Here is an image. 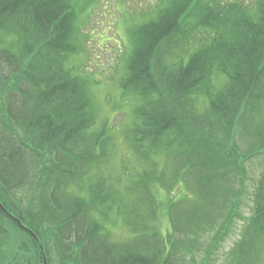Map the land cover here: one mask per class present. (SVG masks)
I'll use <instances>...</instances> for the list:
<instances>
[{"label": "trees", "instance_id": "1", "mask_svg": "<svg viewBox=\"0 0 264 264\" xmlns=\"http://www.w3.org/2000/svg\"><path fill=\"white\" fill-rule=\"evenodd\" d=\"M78 13L72 0H0V264H188L199 242V264H212L237 216L224 263L264 264V171L249 202L222 185L224 132L262 135L264 154V0H167L131 28L113 109L130 106L122 138L137 163L108 175L116 137L96 126L71 62L86 44ZM252 152L236 165L240 193ZM22 188L36 203L19 200Z\"/></svg>", "mask_w": 264, "mask_h": 264}, {"label": "rangeland", "instance_id": "2", "mask_svg": "<svg viewBox=\"0 0 264 264\" xmlns=\"http://www.w3.org/2000/svg\"><path fill=\"white\" fill-rule=\"evenodd\" d=\"M79 7L78 16L87 19L88 25L84 27L87 35L85 37V48H83L79 54L71 59L81 72L86 73L89 86L91 87L92 101L94 108V116L97 118V125L102 124L109 125L108 132L114 133L115 143L111 151L109 162L105 171L108 174H113L118 171L124 161H133L137 163V158L127 145L126 140L122 138V133L126 128L129 120L128 104L124 103L122 110H114L113 105L116 100H119L120 89L118 87V81L122 73V66L125 62L129 51L131 50V28L137 23L143 22L148 18V15L154 14L156 9L167 4V0H92L87 3L88 0H72ZM254 1V0H251ZM91 15V17H88ZM82 21H80L81 23ZM194 41V40H192ZM191 41V42H192ZM187 46V45H186ZM9 73L5 70V75ZM4 74H0L5 79ZM0 78V98L3 96L7 84L4 79ZM93 91V92H92ZM0 126H3L0 123ZM95 126V127H96ZM6 128H9L6 126ZM10 129V128H9ZM21 132V129H18ZM226 147L228 148L229 158L227 156L226 166L229 174L222 180L223 186L225 185L228 190L227 198L230 201H234L235 197L240 195L242 203L244 201L249 202L252 200V194L249 195L251 190L255 188L256 180L259 175L264 171V154L256 155V143L257 137L262 135L251 134L248 131L240 128L239 125H235L232 128V132L228 134L224 132ZM126 144H124L123 142ZM220 143V141H218ZM224 145V144H223ZM252 149L253 152L251 151ZM230 150H233V154ZM254 153L246 158H243L244 164V176L247 175L244 183V193H240V177L241 171L236 167L240 161L241 156H247L251 152ZM227 152V151H226ZM225 153V147L222 150ZM237 154V155H236ZM237 157V158H236ZM236 158V159H235ZM226 172V171H225ZM226 174H224L225 176ZM257 178V179H256ZM180 189V186L178 190ZM19 200L24 204L31 203L32 191L30 189L18 190ZM159 198L163 203L167 200V194L165 191H159ZM36 203L35 198L34 201ZM241 203V204H242ZM240 204V208H241ZM245 204L242 205V208ZM231 204H227L226 208L229 209ZM244 212L247 213L248 206H246ZM234 216V215H233ZM43 217V216H42ZM238 216L235 217L234 230L223 240V248L220 247L219 252L212 258V264H225V255L239 239L243 224L241 220H238ZM225 219L226 218H219ZM231 219L227 218V222ZM224 221H221L222 224ZM161 223L163 229L168 227L169 219L167 215L163 214L161 217ZM226 224V223H224ZM223 224V225H224ZM125 233L126 226L123 221H117L113 229ZM223 229L221 228V231ZM200 248L195 253V258L192 259L190 255H186L188 258V264H199L202 261L204 255V244L201 247V243H198ZM197 245V246H199ZM52 255L55 257L58 255V246L52 245ZM53 264H57L55 261Z\"/></svg>", "mask_w": 264, "mask_h": 264}, {"label": "bare ground", "instance_id": "3", "mask_svg": "<svg viewBox=\"0 0 264 264\" xmlns=\"http://www.w3.org/2000/svg\"><path fill=\"white\" fill-rule=\"evenodd\" d=\"M1 202V201H0ZM2 203V202H1ZM4 206V205H3ZM4 209H6L5 207H3ZM11 215H13V218L20 224V225H22L23 227H25L26 229H28L30 232H32L33 233V235L36 237V238H38V236H37V234L36 233H34V230L33 229H31V228H29V227H27L24 223H23V221H22V219L20 218V217H18L17 215H15V214H13V213H10ZM44 264H45V262H44Z\"/></svg>", "mask_w": 264, "mask_h": 264}, {"label": "water", "instance_id": "4", "mask_svg": "<svg viewBox=\"0 0 264 264\" xmlns=\"http://www.w3.org/2000/svg\"><path fill=\"white\" fill-rule=\"evenodd\" d=\"M0 205H1L2 207H4L3 204H2L1 202H0ZM45 264H46V259H45Z\"/></svg>", "mask_w": 264, "mask_h": 264}]
</instances>
